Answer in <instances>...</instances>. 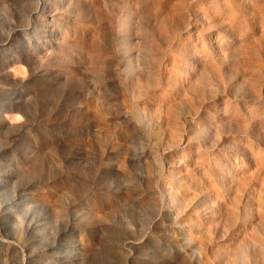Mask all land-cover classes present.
<instances>
[{"label": "rangeland", "instance_id": "obj_1", "mask_svg": "<svg viewBox=\"0 0 264 264\" xmlns=\"http://www.w3.org/2000/svg\"><path fill=\"white\" fill-rule=\"evenodd\" d=\"M0 264H264V0H0Z\"/></svg>", "mask_w": 264, "mask_h": 264}]
</instances>
